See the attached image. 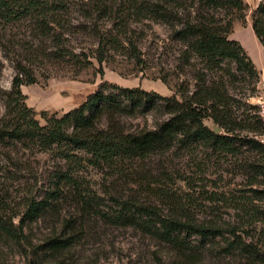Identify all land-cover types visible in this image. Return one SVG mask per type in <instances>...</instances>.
Returning a JSON list of instances; mask_svg holds the SVG:
<instances>
[{"label":"rangeland","instance_id":"374dc122","mask_svg":"<svg viewBox=\"0 0 264 264\" xmlns=\"http://www.w3.org/2000/svg\"><path fill=\"white\" fill-rule=\"evenodd\" d=\"M245 1L246 16L234 21L229 36L242 43L257 71L249 73L234 60L222 58L216 75L206 78L212 86L213 80L219 87L225 83L227 95L241 99V103L234 102L238 104L234 108H248L256 117L264 95V47L256 33L249 34L247 29L261 0ZM175 3L166 6L168 20L162 18V9L161 16L153 13L161 0H70L68 7L49 11L43 23L38 12L21 5L0 9V124L15 114L14 110L7 113L5 98L18 73L35 79L22 83L21 89L43 125V112L61 116L105 82L166 96L187 83L191 90L199 89L202 81L197 73L205 60L194 54L189 63L179 50L166 45L171 40L173 48L185 45L172 24L180 27L190 12L195 14L190 5L178 10ZM108 37L115 38L114 45ZM108 92L118 90L111 87ZM144 98V103L135 97L124 101L128 108L120 124L127 131L156 128L168 116L158 96ZM205 123L213 129L219 126L212 119ZM107 124L104 118L99 126ZM220 128L222 134L228 133ZM240 133L260 135L247 130ZM76 152L84 162L74 169L53 151L0 137V219L20 229L31 203L48 200L44 211L24 219L19 239L0 227V264H222L207 253H200V260L181 261L176 249L147 228L148 217L138 206L155 203L161 213L188 215L227 228V223L234 224L245 214L234 205L240 204L239 196H251L244 191L260 188L264 194V184L250 183L264 164V152L240 140L231 149H215L212 143L182 134L165 152L112 166L93 165L86 151ZM67 174L73 176L71 181ZM186 190L191 197L186 210L173 211L164 204L182 198ZM256 202L264 210V196ZM131 203L136 205L130 207ZM52 237L63 239L64 244L52 248L48 244ZM189 240L193 251L207 242L197 233Z\"/></svg>","mask_w":264,"mask_h":264},{"label":"trees","instance_id":"16d2710c","mask_svg":"<svg viewBox=\"0 0 264 264\" xmlns=\"http://www.w3.org/2000/svg\"><path fill=\"white\" fill-rule=\"evenodd\" d=\"M173 1H176L175 8L178 10L190 5L194 8L195 14L191 15L190 12V16L183 20L180 27L175 23L172 24L174 34L185 45L173 48L171 39V42L165 44L168 49L171 47L179 50L180 56L187 58L186 61L189 63L194 54L205 60L204 68L197 73L202 81L199 89L191 90L187 83L186 86L177 88L174 94L166 96L157 92H148L140 87H124L105 82L97 91L90 94L86 101L61 116L57 113L46 115L43 112L46 120V124L43 125L36 118L35 110L27 105V96L21 89L22 83H31L35 79L32 76L26 79L18 73L5 98L7 113L14 110L15 114L12 119L0 124V137L7 136L23 144L30 143L40 149L53 151L74 169L84 162L76 151H86L90 155L88 161L93 165L112 166L146 159L157 151L165 152L182 134L187 139H201L212 143L215 149H231L233 142L240 140L242 144L264 152V142L258 137L249 134L241 136L240 133L242 130H247L264 134V121L260 114L255 117L248 108L238 111L239 107H236L238 109L236 110L234 107L238 104L234 106V102L241 103V99L227 95L228 89L225 83H221L219 87L213 80L214 86H212L211 81L206 78L209 74L216 75V68L220 67L222 58L234 60L239 69H246L249 73L257 71L242 43L229 36L234 21L239 17L245 18L248 3L245 0H190L189 3L188 0H161L162 4H157L153 13L161 16L162 9L164 11L162 18L168 20L170 16L166 6ZM13 4L38 12L43 23V19L48 18V13L68 7L70 0H0V9H9ZM163 5L164 8L159 7ZM252 17L253 29L264 47V0L258 3ZM44 28L45 26L42 29ZM114 39L108 37L107 41H111L114 45ZM103 59L104 57H99L100 61ZM82 64L86 63L82 62ZM227 71L232 73L231 69ZM111 87L118 92H108ZM152 94L161 99L160 106L168 116L156 128L142 129L138 132L127 131L120 124L121 117L128 108L124 101L129 97H135L140 103H144V96L150 97ZM7 113L3 115V119L6 118ZM104 118L107 119L108 124L106 127H101L99 124ZM206 119H212L228 133L216 132L205 123ZM260 165L255 180L250 182L252 184H264V179L259 178L260 175H264V164ZM67 175L65 176L68 180L73 179L71 174ZM183 180L188 187H191V180L186 177ZM247 192H251V196H239L240 204L231 202L235 207L239 205L238 207L245 214L234 224L227 223V228L218 222L194 220L188 215L182 217L163 212L162 214L160 212L162 208L155 203H141L138 211L148 217L147 228L179 252L181 261L200 260L198 255L207 253L215 262L222 264H264V210L262 205L256 202V199H262L264 194L260 188H250L243 193ZM182 195V198L170 199L164 204L172 207L173 211L186 210L191 203L190 191L186 190ZM47 204L48 200L44 199L33 201L18 225L20 229L9 226L2 219H0V227L19 239L20 235L24 234L22 228L24 219L34 218L46 209ZM134 205L136 204L131 203L130 207ZM192 233L207 239L199 251L190 248L192 244L189 236ZM48 244L52 248H58L64 243L63 239L52 237Z\"/></svg>","mask_w":264,"mask_h":264},{"label":"built area","instance_id":"2783aa9c","mask_svg":"<svg viewBox=\"0 0 264 264\" xmlns=\"http://www.w3.org/2000/svg\"><path fill=\"white\" fill-rule=\"evenodd\" d=\"M258 113L260 114L261 118L264 121V95H261L259 99ZM256 137H258L262 142H264V134L257 135Z\"/></svg>","mask_w":264,"mask_h":264},{"label":"crops","instance_id":"0c3cea01","mask_svg":"<svg viewBox=\"0 0 264 264\" xmlns=\"http://www.w3.org/2000/svg\"><path fill=\"white\" fill-rule=\"evenodd\" d=\"M247 32H248L249 34L255 33V31H254V29H253V26H252V27H249V28L247 29Z\"/></svg>","mask_w":264,"mask_h":264},{"label":"water","instance_id":"95a60500","mask_svg":"<svg viewBox=\"0 0 264 264\" xmlns=\"http://www.w3.org/2000/svg\"><path fill=\"white\" fill-rule=\"evenodd\" d=\"M214 129L216 132H219L221 128L218 126V127H215Z\"/></svg>","mask_w":264,"mask_h":264}]
</instances>
